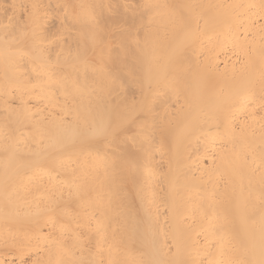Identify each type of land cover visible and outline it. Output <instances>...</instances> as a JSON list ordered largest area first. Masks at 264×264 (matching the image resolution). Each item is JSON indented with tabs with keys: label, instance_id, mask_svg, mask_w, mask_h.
<instances>
[{
	"label": "bare ground",
	"instance_id": "obj_1",
	"mask_svg": "<svg viewBox=\"0 0 264 264\" xmlns=\"http://www.w3.org/2000/svg\"><path fill=\"white\" fill-rule=\"evenodd\" d=\"M0 264H264V0H0Z\"/></svg>",
	"mask_w": 264,
	"mask_h": 264
}]
</instances>
